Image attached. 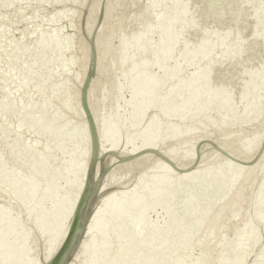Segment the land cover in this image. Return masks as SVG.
Segmentation results:
<instances>
[{
  "label": "snow or ice",
  "instance_id": "snow-or-ice-1",
  "mask_svg": "<svg viewBox=\"0 0 264 264\" xmlns=\"http://www.w3.org/2000/svg\"><path fill=\"white\" fill-rule=\"evenodd\" d=\"M0 264H264V0H0Z\"/></svg>",
  "mask_w": 264,
  "mask_h": 264
},
{
  "label": "bare ground",
  "instance_id": "bare-ground-1",
  "mask_svg": "<svg viewBox=\"0 0 264 264\" xmlns=\"http://www.w3.org/2000/svg\"><path fill=\"white\" fill-rule=\"evenodd\" d=\"M98 155V154H97Z\"/></svg>",
  "mask_w": 264,
  "mask_h": 264
}]
</instances>
